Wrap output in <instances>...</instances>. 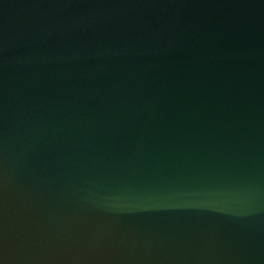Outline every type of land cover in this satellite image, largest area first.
Segmentation results:
<instances>
[{"label": "water", "instance_id": "95a60500", "mask_svg": "<svg viewBox=\"0 0 264 264\" xmlns=\"http://www.w3.org/2000/svg\"><path fill=\"white\" fill-rule=\"evenodd\" d=\"M0 264H264V0H0Z\"/></svg>", "mask_w": 264, "mask_h": 264}]
</instances>
